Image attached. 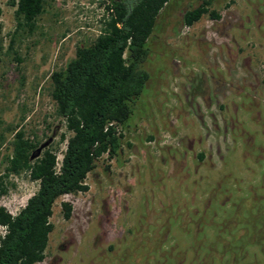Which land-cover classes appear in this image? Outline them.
Listing matches in <instances>:
<instances>
[{
    "label": "rangeland",
    "instance_id": "rangeland-1",
    "mask_svg": "<svg viewBox=\"0 0 264 264\" xmlns=\"http://www.w3.org/2000/svg\"><path fill=\"white\" fill-rule=\"evenodd\" d=\"M203 2L218 18L183 25ZM104 8L45 0L35 30L15 36L18 64L6 53L15 7L0 0V176L19 130L61 160L69 133L50 77L96 39ZM148 47L120 151L96 163L87 191L55 201L37 264H264V0H171ZM6 182L0 206L16 214L37 183L25 173Z\"/></svg>",
    "mask_w": 264,
    "mask_h": 264
},
{
    "label": "trees",
    "instance_id": "trees-1",
    "mask_svg": "<svg viewBox=\"0 0 264 264\" xmlns=\"http://www.w3.org/2000/svg\"><path fill=\"white\" fill-rule=\"evenodd\" d=\"M15 7L16 25L6 53L20 64L15 36L33 32L44 11L45 0H10ZM171 0H104L106 17L99 35L80 46L63 69L51 74V97L57 115L64 121L69 136H62L65 149L61 160L51 149L36 154V145L23 131L11 129L10 154L5 173L0 176V198L7 193L9 175L25 173L37 183V190L24 207L11 214L0 206V264H37L43 261L55 201L64 195L87 191V175L107 155L117 156L122 129L133 115L149 80L144 65L148 61V41L162 9ZM209 3L187 10L183 25L191 27L209 10ZM3 51L0 24V52ZM65 219L71 206L62 203Z\"/></svg>",
    "mask_w": 264,
    "mask_h": 264
},
{
    "label": "built area",
    "instance_id": "built-area-1",
    "mask_svg": "<svg viewBox=\"0 0 264 264\" xmlns=\"http://www.w3.org/2000/svg\"><path fill=\"white\" fill-rule=\"evenodd\" d=\"M0 231H1V233L0 234H4L5 233V228H3V227H0Z\"/></svg>",
    "mask_w": 264,
    "mask_h": 264
},
{
    "label": "water",
    "instance_id": "water-1",
    "mask_svg": "<svg viewBox=\"0 0 264 264\" xmlns=\"http://www.w3.org/2000/svg\"><path fill=\"white\" fill-rule=\"evenodd\" d=\"M39 152H40V150H38V151L36 152V154L38 155V154H39Z\"/></svg>",
    "mask_w": 264,
    "mask_h": 264
}]
</instances>
